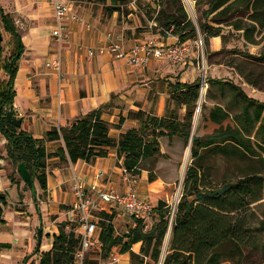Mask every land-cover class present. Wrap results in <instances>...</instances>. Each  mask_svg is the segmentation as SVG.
I'll return each instance as SVG.
<instances>
[{
    "label": "trees",
    "instance_id": "trees-1",
    "mask_svg": "<svg viewBox=\"0 0 264 264\" xmlns=\"http://www.w3.org/2000/svg\"><path fill=\"white\" fill-rule=\"evenodd\" d=\"M111 6L106 13L120 12V5L129 0H95ZM200 16L195 24L188 16L181 0H153L156 9L148 8L145 17L153 22L152 32L161 36L167 33L176 36L180 42L201 37L206 52L210 39L220 37L225 43V27L242 35L248 45H257V38L264 31V0H194ZM152 11V12H150ZM0 29L9 35L7 55L0 46V135L6 139L7 158L17 169L24 163L31 174L30 183L25 186L34 196L35 183L42 193L47 190V160L59 157L76 163L81 160L93 164L98 158L107 155L108 148H116L118 160H122L123 170L139 178L142 171H148L150 202L154 207L156 220L146 229L141 222L119 234L114 225L115 213H99L97 226L101 243L100 257L107 259L113 251L129 253L130 264H147L149 259L157 264L162 256L164 238L171 226L170 242L161 264H221L224 262L222 248L231 245L237 252L252 241V229L248 214L250 205L256 201L257 193L251 184L261 182L264 177L254 174L235 182L224 181L213 186L207 170L202 165L204 154L242 151L246 155H257L254 145L264 147V101L249 97L240 86L230 82L211 81L210 85L219 89L229 102L224 106L215 104L208 119L220 127L212 134L197 136L192 134L193 117L200 99L201 84L175 81L169 84L168 107L163 117H156L145 111L129 112L116 124L102 119L110 104L78 116L66 127L52 128L43 139H36L21 127L13 126L7 120V113L14 116L15 79L19 63L24 53L22 37L17 30L13 16L0 5ZM223 50H220V53ZM256 60H263L264 55ZM253 61V60H252ZM245 82L255 87L249 77L240 73ZM114 96L112 97V100ZM232 101L240 102V112L233 116L229 111ZM170 104L173 106L170 107ZM11 106V108H9ZM185 109L182 116L180 111ZM126 119L135 120L138 127L130 128L111 138L112 128L120 129ZM226 120L232 121L222 125ZM174 137L190 144L192 164L188 167L183 183L182 195L175 210L169 205L173 188L163 184L152 169L143 168V163L160 154L159 139ZM62 141L64 148L48 153L46 142ZM254 141V142H253ZM227 150V151H226ZM118 164V162H117ZM9 206L5 195L0 194V224L4 211ZM76 225L69 221L58 226V234L52 236V247L40 252L42 236L37 240L35 251L39 254L38 264H75V254L80 248V236L74 230ZM50 236H48L49 238ZM141 243L138 254L132 251L133 245ZM10 246L1 243L0 255ZM98 264L85 260L83 264Z\"/></svg>",
    "mask_w": 264,
    "mask_h": 264
},
{
    "label": "crops",
    "instance_id": "crops-1",
    "mask_svg": "<svg viewBox=\"0 0 264 264\" xmlns=\"http://www.w3.org/2000/svg\"><path fill=\"white\" fill-rule=\"evenodd\" d=\"M70 1L74 13L83 19V23L71 22L67 40L58 43L51 37L55 26L52 0H0L3 9L13 16L25 47L14 84V116L21 119V128L34 138L43 139L50 129L66 127L78 116L106 104L110 106L102 119L111 124L126 118L129 112L140 110L163 117L168 107L169 84L197 80L196 77L187 80L190 62L176 66L153 62L147 68H137L114 59L107 50L108 35L121 40L125 48L143 40L168 46L179 41L176 36L154 34L151 29L154 23L147 20L143 25L132 13L126 18L120 12L106 13L108 4L94 0ZM142 17L145 19L143 14ZM209 43L212 51H218L222 44L220 37L210 39ZM90 50L93 55L89 54ZM56 52L62 56L60 74L45 65ZM193 55L191 53L190 57ZM184 113L185 109H182L180 114L183 116ZM136 127L137 121L126 119L120 129H110L109 136L118 139L120 134ZM45 148L48 153H54L63 149L64 143L61 140L46 142ZM100 171L105 175L102 182L95 179ZM46 172V192L42 193L35 183L33 196L7 158L6 139L0 135V194L9 201L4 222L0 224V241L10 246L1 252L0 264H38V256L27 260L37 245L34 227L41 222L44 225L39 251L50 250L52 236L58 234L59 224L68 221L76 181L86 186L95 183L118 192L126 189L122 160H118L114 147L108 148L106 157L98 158L93 164L51 157L47 160ZM136 190L142 199H151L146 171L139 176ZM115 210L120 214H115L114 225L126 217L127 230L132 228L131 219L119 209ZM140 247L141 243H137L132 251L138 254ZM112 258H116V262H112ZM86 260L98 264H129L130 255L121 254L117 248L107 259H101L100 252H95L94 255L89 253Z\"/></svg>",
    "mask_w": 264,
    "mask_h": 264
},
{
    "label": "rangeland",
    "instance_id": "rangeland-1",
    "mask_svg": "<svg viewBox=\"0 0 264 264\" xmlns=\"http://www.w3.org/2000/svg\"><path fill=\"white\" fill-rule=\"evenodd\" d=\"M181 1L189 18L196 24L200 12H198L195 7V1ZM94 2L96 1L94 0ZM106 4L111 6L110 1H107ZM120 8V14H124V18H126L129 13H132L142 21L143 25L146 24L148 19L147 17L144 19L142 14L145 16L148 8L157 10L156 5L153 4V0H129L126 5H120ZM0 32L3 36L2 46L4 48V54L7 55L9 35L2 29H0ZM223 34L225 36V43L221 44V48L218 51H212L209 47L207 53L204 44L203 47L199 49L196 46H191L192 50L186 58V63L190 62L192 64L189 66L191 67L190 70H188L190 77L187 78V80H192L196 77L201 84V109L199 112H196L195 109L192 126V134L197 136L212 134L220 127L209 121L208 114L215 104L224 106L230 99L227 97V93H229L227 88H225V95H223L219 89L210 85L211 81L234 82L239 85L249 97L264 101L263 60L259 61L249 58H258L260 54L264 55V31L260 32L257 38L258 44L254 46L245 43L242 35L230 28L225 27L223 29ZM220 50L223 51L218 53ZM191 53L194 54L192 57H190ZM192 68L194 69V73ZM240 73L248 76L250 78L249 80L254 82L256 85L254 87L255 89L252 88L253 86L249 87L244 78L240 77ZM0 78L5 79L2 72L0 73ZM232 104L233 106L229 111L235 116L240 112L241 104L237 101H232ZM229 122L232 121L226 120L222 125L224 126ZM159 143L160 154L153 160L143 163L142 166L145 169H152L153 173L163 184L172 186L173 194L169 199V205L172 206L174 202L178 203L181 198L185 174L188 167L193 162L190 144H186L178 137H174L171 140L161 138L159 139ZM254 148L257 153L255 156L246 155L242 151H232L230 149L228 151L226 150V153L222 151V153L208 152L204 154L202 165L209 174L211 184H213V186H219L224 181L235 182L240 178L254 174H261V176L264 177V147L254 145ZM184 166L186 168L183 175ZM144 171L148 173L147 170ZM251 186L257 193L256 201L253 202L248 209V214H252L250 217L252 241L243 247L240 252H237L231 245L223 247L221 251L223 253L224 262L221 264H264V180L253 183ZM151 203L155 204V201L152 200ZM112 211L117 215L120 214V212L115 209ZM93 215L94 217H98V213H94ZM156 218L157 216L154 215L152 223ZM126 221L127 219L124 217L123 221L119 220L116 222L115 227L117 233L122 234L127 230V225H125ZM39 230L41 231V236H43L44 225L42 222L39 226L34 227L33 236L35 239L38 237ZM170 233L171 226H169V230L164 238L162 256L159 262H162L167 253ZM90 254L94 255L95 252H90ZM34 256L39 257V254H37L35 250L27 257V260H30ZM146 261L147 264H154L149 259H146ZM106 262L109 263L110 260H106ZM159 262L157 264H159ZM88 264H92V262Z\"/></svg>",
    "mask_w": 264,
    "mask_h": 264
},
{
    "label": "built area",
    "instance_id": "built-area-1",
    "mask_svg": "<svg viewBox=\"0 0 264 264\" xmlns=\"http://www.w3.org/2000/svg\"><path fill=\"white\" fill-rule=\"evenodd\" d=\"M55 26L51 30V37L58 43L68 38L69 24L71 22L83 23V19L74 13L70 0H52ZM168 34V33H167ZM107 50L116 60H123L129 66L147 68L153 62H166L168 64H186V58L192 50L191 46L198 49L203 47L201 37L194 41L180 42L165 46L152 40H143L134 43L131 47H123L121 40L108 35ZM93 55V51H89ZM57 74L61 73L62 56L60 52L45 63ZM201 109V98L196 107V112ZM125 173L126 189L124 192L105 189L98 184L86 186L83 182L76 181L74 185V202L68 211V221L74 223V232L80 236V248L75 254V264H83L90 252H100L99 229L97 217L94 213H111L113 209H119L132 221V227L136 222H141L147 229L151 225L155 214L150 201L142 199L136 190L139 178ZM95 179L102 182L105 175L102 171L96 174ZM177 202L171 206L175 210ZM116 262V258L111 259ZM161 264V262H159Z\"/></svg>",
    "mask_w": 264,
    "mask_h": 264
},
{
    "label": "water",
    "instance_id": "water-1",
    "mask_svg": "<svg viewBox=\"0 0 264 264\" xmlns=\"http://www.w3.org/2000/svg\"><path fill=\"white\" fill-rule=\"evenodd\" d=\"M3 43V36L0 32V46ZM9 108H11V106H9ZM7 120L15 127L19 128L21 127V119L13 117V114L11 112H8L7 115ZM17 171L21 177V179L23 180L24 183H30L31 181V174L29 173V171L27 170L26 166L24 163H21L18 165ZM38 237H41V231H38Z\"/></svg>",
    "mask_w": 264,
    "mask_h": 264
},
{
    "label": "bare ground",
    "instance_id": "bare-ground-1",
    "mask_svg": "<svg viewBox=\"0 0 264 264\" xmlns=\"http://www.w3.org/2000/svg\"><path fill=\"white\" fill-rule=\"evenodd\" d=\"M186 164H187V163H186ZM185 168H186V167L184 166V168H183V175H184V172H185Z\"/></svg>",
    "mask_w": 264,
    "mask_h": 264
}]
</instances>
